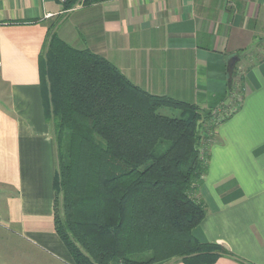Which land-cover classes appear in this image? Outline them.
<instances>
[{
    "label": "crops",
    "instance_id": "obj_1",
    "mask_svg": "<svg viewBox=\"0 0 264 264\" xmlns=\"http://www.w3.org/2000/svg\"><path fill=\"white\" fill-rule=\"evenodd\" d=\"M59 16L70 45L152 94L202 108L227 98L233 57L242 67L250 52L264 55V0H94L69 11L63 0H0V226L13 245L0 264H75L54 225L57 157L40 68ZM215 135L199 192L208 212L193 234L234 255L213 264H264V60L245 73L240 109Z\"/></svg>",
    "mask_w": 264,
    "mask_h": 264
},
{
    "label": "trees",
    "instance_id": "obj_2",
    "mask_svg": "<svg viewBox=\"0 0 264 264\" xmlns=\"http://www.w3.org/2000/svg\"><path fill=\"white\" fill-rule=\"evenodd\" d=\"M92 2L63 0V8ZM62 17L48 23L40 68L57 157L54 225L74 263L213 264L234 257L193 230L208 212L199 192L216 129L240 109L245 73L264 55L229 66L227 98L202 108L152 94L104 56L70 45L57 32ZM246 51L239 56L246 59Z\"/></svg>",
    "mask_w": 264,
    "mask_h": 264
},
{
    "label": "rangeland",
    "instance_id": "obj_3",
    "mask_svg": "<svg viewBox=\"0 0 264 264\" xmlns=\"http://www.w3.org/2000/svg\"><path fill=\"white\" fill-rule=\"evenodd\" d=\"M249 54L253 55L254 58L257 56L254 54V51L250 52ZM249 54H247V55H249ZM243 58L245 59L244 56H243ZM242 64H243V62H242ZM244 65H246L245 62H244ZM242 67H243V65H242ZM0 86H3V85L0 84ZM160 111H161V113H163L165 115L179 116V111L171 109V108H162ZM9 237H10V240H9ZM10 241H11V234L4 227L0 226V254H2V255L4 253L6 254L9 251L8 247L11 248L13 246L10 244V243H12V241L11 242Z\"/></svg>",
    "mask_w": 264,
    "mask_h": 264
},
{
    "label": "water",
    "instance_id": "obj_4",
    "mask_svg": "<svg viewBox=\"0 0 264 264\" xmlns=\"http://www.w3.org/2000/svg\"><path fill=\"white\" fill-rule=\"evenodd\" d=\"M236 58L237 57H233V59L229 63L230 66H233L235 64Z\"/></svg>",
    "mask_w": 264,
    "mask_h": 264
}]
</instances>
